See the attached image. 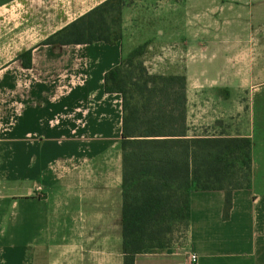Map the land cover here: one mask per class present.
<instances>
[{"label": "crops", "instance_id": "1", "mask_svg": "<svg viewBox=\"0 0 264 264\" xmlns=\"http://www.w3.org/2000/svg\"><path fill=\"white\" fill-rule=\"evenodd\" d=\"M104 1L0 2V264H124L104 77L140 45L150 73L186 77L188 137L251 138L252 176L227 215L224 190H192L185 239L135 264H264V0H123L117 43L44 44Z\"/></svg>", "mask_w": 264, "mask_h": 264}, {"label": "trees", "instance_id": "2", "mask_svg": "<svg viewBox=\"0 0 264 264\" xmlns=\"http://www.w3.org/2000/svg\"><path fill=\"white\" fill-rule=\"evenodd\" d=\"M123 0H106L44 44H82L122 37ZM145 45L105 73L106 92L122 96L123 253L135 264L139 253L168 248L176 231L187 232L192 190H224L225 214L233 192L252 176L250 137H188L186 77L150 73ZM32 65V52L22 56Z\"/></svg>", "mask_w": 264, "mask_h": 264}, {"label": "rangeland", "instance_id": "3", "mask_svg": "<svg viewBox=\"0 0 264 264\" xmlns=\"http://www.w3.org/2000/svg\"><path fill=\"white\" fill-rule=\"evenodd\" d=\"M1 1L2 0H0V2ZM185 236H186V232L185 231H183V230L176 231L173 234V237L171 238V240L168 243V248H172L176 244L181 243L185 239Z\"/></svg>", "mask_w": 264, "mask_h": 264}, {"label": "built area", "instance_id": "4", "mask_svg": "<svg viewBox=\"0 0 264 264\" xmlns=\"http://www.w3.org/2000/svg\"><path fill=\"white\" fill-rule=\"evenodd\" d=\"M190 258H191V264H196L198 261V255L195 253H191L190 254Z\"/></svg>", "mask_w": 264, "mask_h": 264}]
</instances>
